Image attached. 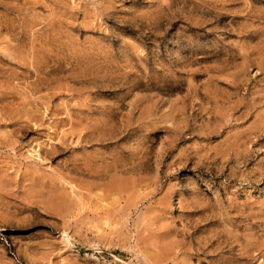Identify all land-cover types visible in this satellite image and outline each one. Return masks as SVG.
I'll return each instance as SVG.
<instances>
[{
  "label": "rangeland",
  "instance_id": "374dc122",
  "mask_svg": "<svg viewBox=\"0 0 264 264\" xmlns=\"http://www.w3.org/2000/svg\"><path fill=\"white\" fill-rule=\"evenodd\" d=\"M0 264H264V0H0Z\"/></svg>",
  "mask_w": 264,
  "mask_h": 264
},
{
  "label": "bare ground",
  "instance_id": "6f19581e",
  "mask_svg": "<svg viewBox=\"0 0 264 264\" xmlns=\"http://www.w3.org/2000/svg\"><path fill=\"white\" fill-rule=\"evenodd\" d=\"M67 242H71L68 236H64Z\"/></svg>",
  "mask_w": 264,
  "mask_h": 264
}]
</instances>
